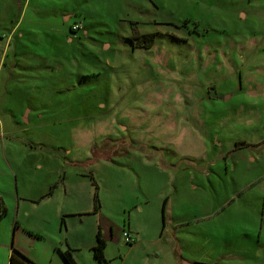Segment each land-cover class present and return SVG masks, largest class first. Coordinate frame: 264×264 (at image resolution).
<instances>
[{"label": "rangeland", "instance_id": "1", "mask_svg": "<svg viewBox=\"0 0 264 264\" xmlns=\"http://www.w3.org/2000/svg\"><path fill=\"white\" fill-rule=\"evenodd\" d=\"M28 2L0 0V227L79 264L99 227L108 264H264V0Z\"/></svg>", "mask_w": 264, "mask_h": 264}, {"label": "crops", "instance_id": "2", "mask_svg": "<svg viewBox=\"0 0 264 264\" xmlns=\"http://www.w3.org/2000/svg\"><path fill=\"white\" fill-rule=\"evenodd\" d=\"M28 5H30V0L28 2ZM61 11L64 12V17L67 21L72 18L73 12L70 9L64 8ZM80 13L86 16V13H84L83 9L80 10ZM74 22H76V21H74ZM22 24H24V22H22ZM68 26L70 28V24ZM43 30L44 29H42L43 33H38L34 30H31L30 28H24L25 32H28L31 34H45V36L52 35V33H49L48 30L45 32ZM62 32L64 34L65 31L62 30ZM15 34H22V36L25 35L23 30H21V27H15L11 31L10 36L12 37ZM41 41H44V39ZM45 41H48V39H45ZM11 42H12V39H11ZM28 49L29 50H38L35 47L32 48L31 45L28 47ZM45 49L48 50V48H46V47H45ZM63 216H65V215H63ZM17 222L18 221L14 222L15 225L12 226V228L10 226L0 227V264H10V260H11V256L13 254L14 248L18 249L25 256H27L32 261V262L29 261L30 264H52V263L53 264H68L60 252V250H65L68 248L72 249L73 255H74L76 261L78 262V255H77L78 250L83 249V248H81L80 244L79 245H73V244H71L69 239L67 241H64L60 237L48 238V234L43 233L41 235L40 233H37L33 230L25 229V228L21 227ZM11 233H12V235H11ZM24 237H27L29 239L30 243H26L27 241L23 242ZM39 239H43L47 243L46 244L47 246H44L46 249V252H48L49 259H47V260L41 259V258L37 257L38 255L33 254V248L36 246V243H37V241H39ZM50 239H52V240H50ZM95 245H96L95 242H93V243H91V242L87 243L86 241L84 242V248L86 249V252L88 253L89 256L94 255L93 248ZM94 258H95V256H94Z\"/></svg>", "mask_w": 264, "mask_h": 264}, {"label": "trees", "instance_id": "3", "mask_svg": "<svg viewBox=\"0 0 264 264\" xmlns=\"http://www.w3.org/2000/svg\"><path fill=\"white\" fill-rule=\"evenodd\" d=\"M77 22V21H76ZM73 22L71 25V30L73 32H79L78 30H74L72 27L73 25L76 23ZM81 30V29H80ZM16 35V34H15ZM145 39L148 44V46H151L152 43L154 42V34H145ZM15 44H17V40L15 42ZM14 44V47H15ZM27 45V46H26ZM29 47V44H26L24 42H21L20 45L18 44L17 47H15V49L17 50V48L19 50L22 51H26ZM29 50V49H28ZM38 55V54H37ZM166 203V202H165ZM165 205V204H164ZM165 207V206H164ZM8 214V209L7 207L4 205L3 202V198L0 196V221L2 220V218H4L6 215ZM164 218H165V214H164ZM65 223V216L62 217V224ZM106 240L103 237V233L101 231V228H98L97 231V243L94 246L93 250H94V256L95 258L100 262V264H108V259L105 256V249H106ZM60 250V249H59ZM63 258L65 259V261L68 264H79L74 255H73V251L71 248L65 249V250H60ZM29 261H31L27 256H25L22 252H20L18 249L14 248L13 254L11 256V260H10V264H30ZM32 262V261H31Z\"/></svg>", "mask_w": 264, "mask_h": 264}, {"label": "built area", "instance_id": "4", "mask_svg": "<svg viewBox=\"0 0 264 264\" xmlns=\"http://www.w3.org/2000/svg\"><path fill=\"white\" fill-rule=\"evenodd\" d=\"M74 30H80L82 29V24L81 22H77L73 25L72 27ZM123 240L125 243H133L134 242V235L130 230H124L123 231Z\"/></svg>", "mask_w": 264, "mask_h": 264}, {"label": "water", "instance_id": "5", "mask_svg": "<svg viewBox=\"0 0 264 264\" xmlns=\"http://www.w3.org/2000/svg\"><path fill=\"white\" fill-rule=\"evenodd\" d=\"M198 264H209V263H198Z\"/></svg>", "mask_w": 264, "mask_h": 264}]
</instances>
